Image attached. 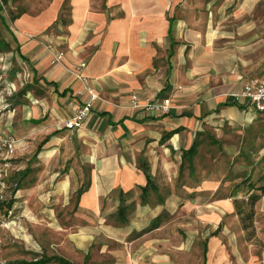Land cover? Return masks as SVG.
Returning a JSON list of instances; mask_svg holds the SVG:
<instances>
[{
    "label": "crops",
    "instance_id": "crops-1",
    "mask_svg": "<svg viewBox=\"0 0 264 264\" xmlns=\"http://www.w3.org/2000/svg\"><path fill=\"white\" fill-rule=\"evenodd\" d=\"M15 7L21 12H11L8 29L20 54L16 71L10 62L3 67L17 78L0 86V134L18 145L0 159V203L14 166L39 141L31 159L57 168L38 185L59 187L52 195L67 205L78 202L58 227L59 254L49 258L264 264V248L242 227L240 197L216 198L221 181L201 167L212 152L225 153L232 134L260 122L262 113L232 95L264 81V0H19ZM52 44L62 65L51 64ZM81 63L99 99L83 127L69 131L66 122L88 100L72 75ZM134 95L141 103L170 99L171 110L137 109ZM194 145L196 155L183 158ZM28 169L16 168L21 179ZM187 210L198 227L189 241Z\"/></svg>",
    "mask_w": 264,
    "mask_h": 264
},
{
    "label": "rangeland",
    "instance_id": "rangeland-1",
    "mask_svg": "<svg viewBox=\"0 0 264 264\" xmlns=\"http://www.w3.org/2000/svg\"><path fill=\"white\" fill-rule=\"evenodd\" d=\"M16 1L19 2V0ZM16 1L12 0L10 5L8 2L0 0L3 10L0 12V86L4 80L11 83L13 76L15 79L17 78L16 72L9 74L8 70L3 69L8 62L11 63L10 68H13L14 71L18 68L16 54L20 53L17 50V42L13 33L8 29L11 12L13 14L21 12L15 7ZM9 5L13 11L9 9ZM51 47L54 48V45ZM261 115L258 124L259 130L257 126L255 131H251L249 134H232V138L224 141L226 143L225 153L212 152L210 162L209 156H206L207 161L203 162L201 167L210 166L213 174L215 173L214 175L218 176L221 181L216 198L227 197L231 194H237L240 197L239 210L243 212L240 221L246 231V238L264 248V195L253 207L250 201V197L260 195V188L264 187V113ZM258 131L259 133H257ZM32 142L36 143L34 140ZM36 144L32 145L23 155L18 166H14L7 181L8 198L4 203H0V264L19 260L32 261L41 256L58 255L60 241L64 239L58 227L60 223L64 224L68 220L66 213L77 209L76 197L67 205L66 202L58 199L60 195L56 197L52 195L59 190V187L55 185L40 187L38 185L41 176H49L51 171L57 167H52L51 169H54L51 170L31 159L36 151ZM240 150L242 153L239 154ZM28 165H30V169L23 172V174L26 173L23 180L16 168L22 171ZM184 172L182 179L187 178L186 181H189L188 170ZM205 172V170L198 171L202 176H205ZM49 195L52 196L51 200H48ZM0 196H2L1 193ZM251 210L254 214L252 218L249 216ZM191 212L187 210L190 215L186 214L185 218L187 241L193 237L189 232L197 231L198 228L195 224L197 223L196 218L191 215ZM50 214H52V218ZM202 226L208 228V225H204V223ZM194 236L201 237L202 243L208 241L207 236L196 234ZM197 241V239L194 240V242Z\"/></svg>",
    "mask_w": 264,
    "mask_h": 264
},
{
    "label": "built area",
    "instance_id": "built-area-1",
    "mask_svg": "<svg viewBox=\"0 0 264 264\" xmlns=\"http://www.w3.org/2000/svg\"><path fill=\"white\" fill-rule=\"evenodd\" d=\"M49 52L52 54V65H62L63 54L55 52L52 47H49ZM86 68L85 63H81L78 68L72 72V75L82 84V90L78 91V96L86 94L88 100L77 111L75 116L68 120L65 124L66 129L74 131L83 127L84 122L91 114L96 101L99 99L98 94L93 88L90 80L83 74ZM237 102H243L249 108L256 112L264 113V81H249L245 83L243 89L238 94L232 95ZM133 106L137 109H142L150 113L160 112L168 114L171 110L172 102L166 99L162 102L147 100L141 103L137 96H132ZM18 141L9 136L0 134V159L11 158L16 154Z\"/></svg>",
    "mask_w": 264,
    "mask_h": 264
},
{
    "label": "trees",
    "instance_id": "trees-1",
    "mask_svg": "<svg viewBox=\"0 0 264 264\" xmlns=\"http://www.w3.org/2000/svg\"><path fill=\"white\" fill-rule=\"evenodd\" d=\"M4 2H6L7 0H3ZM3 3V2H2ZM2 4L0 3V12L2 11ZM2 21L4 22V20L2 19ZM196 149H197V146L194 145L188 152H185L183 154V158L185 159H192L193 156L196 155ZM148 181H149V184H150V178L148 177ZM261 194L260 195H252L250 197V201H251V206L253 207L260 199L261 197L264 195V187H261ZM250 218L253 217V210H251V215H249ZM51 261H57V262H60L62 264H67V262L59 257H40V258H37V259H34L32 261H26V260H19V261H15V262H10V263H7V264H48L50 263Z\"/></svg>",
    "mask_w": 264,
    "mask_h": 264
}]
</instances>
